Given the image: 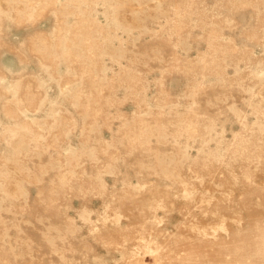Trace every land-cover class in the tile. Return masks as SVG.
I'll return each instance as SVG.
<instances>
[{
	"label": "rangeland",
	"instance_id": "obj_1",
	"mask_svg": "<svg viewBox=\"0 0 264 264\" xmlns=\"http://www.w3.org/2000/svg\"><path fill=\"white\" fill-rule=\"evenodd\" d=\"M0 264H264V0H0Z\"/></svg>",
	"mask_w": 264,
	"mask_h": 264
}]
</instances>
